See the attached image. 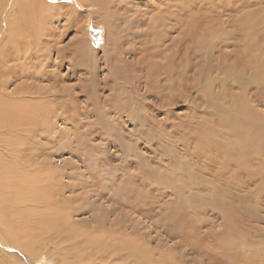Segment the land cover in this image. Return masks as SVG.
<instances>
[{"label": "rangeland", "instance_id": "rangeland-1", "mask_svg": "<svg viewBox=\"0 0 264 264\" xmlns=\"http://www.w3.org/2000/svg\"><path fill=\"white\" fill-rule=\"evenodd\" d=\"M71 1L54 0L57 7L45 5V16L52 23L51 43H55L50 48L64 57L60 73L66 76L71 112L65 130L69 147L58 146L62 151L48 168L69 175L62 179L73 185L65 197L75 199L68 205L78 211L71 212L74 215L66 234L47 231L39 236L34 231L33 235L16 224L15 202L21 198L15 197L17 185L7 177L6 160L16 155L11 139L17 136L22 142V131L5 133L8 128L3 123L0 206L4 211L0 213L11 223L7 241L14 251H0V264H94V259L99 264H121L115 259L122 252L93 258L87 256L88 246L82 241L102 227L100 237L108 231L109 221L129 228L127 234L115 233L116 240L131 242V232L140 237L138 245H145L156 256L151 264H264V131L259 136L261 146L248 151L253 136L241 126L238 130L248 136V144L242 150L218 152L221 131L227 134L239 121V108L231 110L232 98H225L229 90L235 93L234 99L241 86L248 87L251 95H262L250 98L243 90L246 94L238 103L242 110L244 106L255 108L261 118L254 125L264 126V84L255 78L258 75L263 82L264 0L237 10L236 0H86L83 6ZM173 1L176 6H171ZM62 2L70 5L64 7ZM168 5L179 15L178 22L164 16L162 10ZM155 9H161L163 15ZM146 10L155 14V20L149 22ZM248 12L260 19L263 16L262 22L257 21L262 24L261 35L253 37L257 45H263L253 51L256 60L242 49L240 37L236 42L226 35L237 29L239 20L232 24V18ZM235 50L243 56H236ZM164 68L166 74L172 72L168 79L172 81L159 75ZM238 77L247 78V85L240 86ZM253 120L254 110L242 122L246 126ZM196 128H202V136ZM7 139L6 148L1 144ZM132 185L133 194L142 201H137L139 205L133 202L137 207L126 204L128 201L124 207L118 206L121 190L129 192ZM106 186L113 188L107 190ZM91 190L95 195L99 191L96 197ZM98 214L102 216L92 224Z\"/></svg>", "mask_w": 264, "mask_h": 264}, {"label": "bare ground", "instance_id": "bare-ground-1", "mask_svg": "<svg viewBox=\"0 0 264 264\" xmlns=\"http://www.w3.org/2000/svg\"><path fill=\"white\" fill-rule=\"evenodd\" d=\"M72 1L70 3H72ZM85 1L86 0H77L78 5L80 6L86 5L87 3ZM93 1H90V2H93ZM253 1H256V0H236L234 2V5H235L234 7L236 10L238 9L237 7H241L245 9L247 5L248 6L254 5ZM98 2L99 4L97 3L95 4H97L98 6H101L102 2L101 4H100V1ZM173 2H174L173 4L170 2L171 6L173 5L176 6L175 1ZM51 3H54V0L53 1L51 0H0V118L2 117V120L0 119V126H2L3 123L6 125L8 130L5 133L11 132V131H18V132L20 130L22 131L20 133L23 139L22 142L18 141L19 139L16 135L15 136L17 138L13 137V139H11V141L14 142L13 145L15 146L14 148L16 150L15 151L16 155H12L11 157H9V159L7 158L6 160V166H7L6 168L8 171L7 177L9 178V180H13L11 184L17 185L14 187L15 197L18 196V198H21L20 201H16L18 198L14 200L16 201L15 202L17 204L16 209L18 211V213L16 214V224H19L20 226H22L21 228L24 231L28 230L32 233L34 231H37L36 233L42 234L44 232L51 231V232H54V234L56 233L58 235L59 234L61 235V233L66 234V232H68L67 230H68L69 221H70L69 218L70 216L74 215V214H71V212H74V210H76L75 211L76 213L78 210L75 209L73 206H72L73 208L70 207L69 206L70 204L68 205V202L74 203L75 199L66 198L67 196L65 197L66 192L70 191L69 188H71L73 185H70L69 183L68 184L63 183L62 179H64L65 177H69V175H67L64 171L63 172L60 170L53 171L51 167L48 168L50 164H52V160H53L52 158L56 155V153H58V151H62V149H60V147L58 146H61V148L65 146L69 147V142H67L68 137L65 134V130L66 128L69 127L68 126V119H69L68 116L71 114L68 108V96L67 95L69 93L68 91L69 89H68V86L65 84L66 76H63L60 73V69L63 67L64 57L61 56L60 52L54 51L55 49L53 50V48H50V47H53L55 43H51L53 40L52 38L53 32H51L50 30L52 23H51V20H49V18L47 19V17L45 16L46 15L45 12L47 11L46 8H48V6H45V5H49ZM62 3L64 7L67 6L66 4L70 5V3H67V2L66 3L62 2ZM125 6H128V5H125ZM55 7L57 6L55 5ZM105 8L106 7H104V9ZM136 8H133V9H136ZM157 10H159L158 11L159 14L161 13L160 15L158 14L159 16L163 15L161 12V9H157ZM157 10L155 11L156 14H157ZM146 11L149 16L145 12L143 13H145V15L148 16L149 18L148 20H150L149 22H152L153 20H155L154 18L155 14L152 13L151 10H146ZM162 11L164 12V16H166V18L168 17L169 20L170 18H173L175 22H178L177 16L179 15L177 14L176 11L172 12L173 9H171L169 5ZM261 11H262V8H261ZM99 12L103 13V10L101 9L99 10ZM126 12L129 15V11H126ZM171 12L173 13L172 16H170ZM112 13L114 14V12ZM119 15H121V13ZM255 15L257 16L254 17V12H248L246 14H240L238 18L237 16L235 18H232V24L237 19L239 20V23L237 24V27H236L237 29L235 33L234 32L232 34L226 33L229 41H236L237 37L238 38L240 37L241 38L240 43L243 44L242 49L244 51L250 52L251 57L254 60H256L257 56L255 57V55L253 54V51L263 48L262 43L257 45L255 40L253 39L254 35L257 37L261 35V34H258V32L260 31V29H262L261 28L262 24L258 22H262L261 19L263 18L262 16V18L260 19V16L258 14H255ZM119 17H116V18L120 19ZM258 19H260V21H258ZM232 24L230 23V25ZM157 45L155 47H157ZM235 52H236L235 55L238 56L239 58L243 56L244 54L243 52H240L239 50H235ZM53 58L55 60H53ZM249 59L251 58L249 57ZM261 60H263V57L261 58ZM164 66L165 65L161 67H164ZM165 70L166 69L164 68L159 75L165 76L167 78V81L169 82L172 81V80H168V79H172L171 78L172 72L166 74L164 72ZM257 77L258 75L255 77L256 80L259 81V83L264 84V78L262 82L261 77L259 78ZM237 80L239 83H241L240 86L247 85L246 83L247 78L238 77ZM15 83L17 85H15ZM11 85H15V87L11 88ZM241 87H242V90L240 88L241 92L237 94V97H236L237 100L234 99L235 93L233 94L231 90H229L227 95H225L226 99H228V97L232 98L231 99V104H232L231 110L235 109V107L237 106L239 108L238 111H240V115H237L239 121L230 127L231 131H229L227 134H225L226 131L225 133L223 130L221 131L223 138L222 140H220L221 146H220V149H218V152H221V150H226L227 152H229L230 149L233 150L234 148L237 150L238 149L242 150L243 146H246L248 142L250 141L246 139L248 138V136L244 135L243 133V132L247 133L248 130H249L248 132H250V134L253 136V139L252 138L251 139L254 140L253 142L251 141L252 142L251 144H249L250 146L248 147L249 148L248 151H250V149H252L253 147L256 148V147L261 146V143L259 142L261 139L259 136H260V133L264 131V126L259 125L257 127L254 125V123L258 122V118L260 119L261 116L259 115L260 116L259 117L256 114V109L254 108L253 109L254 110V120L253 122H248L249 124H246L245 126L244 122L242 121L244 120L245 117H247L248 115H251L253 110L246 109V108H250L251 106L246 107V108L244 106L245 112H243L244 109L242 110V104L238 103V100L242 99L244 93L246 94V92H244L243 90H247L250 93V98L253 95H255L256 97H262V95L259 92H252L253 94L251 95V92L248 89V87L246 88L243 86ZM227 110H230L229 107L227 108ZM129 114L131 115V112ZM250 123H252V125H250ZM199 125L201 126V124ZM241 126H243L244 128L242 133H240V131L238 130L239 127ZM196 129L198 133H201L200 136H202V128H196ZM236 130L238 131V133L236 132ZM203 132L204 134H206L205 136L208 137L209 135L208 131H205L203 128ZM8 139L2 141L1 145L4 147L8 146V143L6 142L8 141ZM64 141H66L67 143H64ZM36 154L40 156L43 155V156H41L40 158L39 156L37 157ZM223 159L225 158L223 157ZM26 160L27 162H25ZM32 161L35 164H32ZM246 161L248 162L249 159H247ZM14 163H17L18 165ZM215 163H218V162L215 161ZM44 164L47 165V168L46 167L42 168L44 167ZM219 168L220 170H222L224 169V166L219 165ZM85 182H88V181H85ZM81 186H82V181L79 183L78 189H80ZM111 187L109 188L107 187V190H110ZM93 191L91 190V192ZM128 191L129 192H126L125 190H121V192L123 193V195L120 196L121 201H119L118 204L115 203L114 201L113 204H117L120 207L122 206L124 207L126 204H130V206L132 205L131 207L133 206L137 207L139 205V202L142 201V199L140 198L141 200L139 201L137 199V194H133L134 191L136 193L135 187L133 185L131 187V190L129 189ZM117 192L119 191L117 190ZM86 194H88V192ZM119 194L120 193H118V195ZM6 196L7 195H5V197ZM81 199L83 200V198ZM90 201H92V199ZM126 201L128 202L126 203ZM95 202L93 203L95 204ZM124 202L126 203L125 205H124ZM133 202L137 203L138 205L137 204L135 205V203ZM102 205H99V210L102 208ZM1 207L2 206H0V212L3 213L4 210L1 211ZM113 208H116V207H113ZM2 213H0V251L3 252L4 254H7L8 252L14 251V246L7 241V236L11 235L10 234L11 230H8L7 227H9L8 225L11 223L8 222L7 219L9 218L6 217L7 215L3 217ZM101 216L102 215L98 214V216H96L93 219V222L91 221V223L96 224V222ZM106 223L109 224L110 227L108 228V231L102 232L100 234V237L98 234L99 233L98 230L102 231L100 229H103V228L94 227L96 230L93 229V233L91 232L90 234L88 233L89 235L87 234L86 238L82 239V241L85 242V244L87 243V246H88L85 249L87 250V256L97 258L98 255H107L113 252H119V253L122 252L121 255H118V257H116L117 258L115 259L116 263L120 262L121 264L123 263L124 264H151L150 261L152 259L154 260V257L156 256H151V254H149V251L145 249V245L144 246L138 245L139 241L137 239H139L140 237H137L136 234L131 232L129 234V236L132 237L131 242L122 240V238L116 240L115 233L127 234V230L129 228L126 225H120V224L117 225L112 221L111 222L109 221ZM106 223H103V224L106 225ZM88 229L86 228V230ZM39 230H41V232ZM78 235L85 236L86 234L78 233ZM35 236H38V235L36 234ZM73 236H74V239L76 237H79L75 235ZM69 238L71 239V237ZM83 244L84 243H82V246ZM78 247H79V244H78ZM84 247L86 246L84 245ZM71 250L74 251V249H71ZM95 260L96 259L93 260V263L99 264V262H95ZM107 264H114V263L107 262ZM196 264H200V263L197 262Z\"/></svg>", "mask_w": 264, "mask_h": 264}]
</instances>
